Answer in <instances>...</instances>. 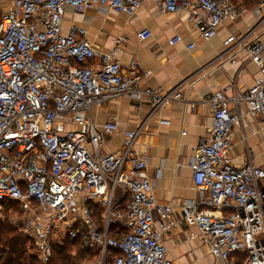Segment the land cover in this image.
<instances>
[{
	"label": "built area",
	"instance_id": "built-area-1",
	"mask_svg": "<svg viewBox=\"0 0 264 264\" xmlns=\"http://www.w3.org/2000/svg\"><path fill=\"white\" fill-rule=\"evenodd\" d=\"M152 1L159 15L185 12L205 41L248 12L247 0ZM252 1L258 23L224 44L242 50L257 76L243 94L221 89L201 101L212 113L210 137L193 148L197 199L185 201L180 216L157 201L147 158L136 148L141 125L125 132L118 150L102 154L103 137L117 124L98 126L91 109L128 96L146 98L154 113L172 101L186 103L182 89L193 82L165 93L141 89L148 72L137 59L122 65L116 50L99 51L83 27L64 23L67 8L131 16L144 0H13L0 13V220L5 211L13 214L10 223L32 256L47 264L53 245L73 239L93 260L76 259L74 250L72 264H178L164 242L184 224L197 230L211 264H264V165L250 149L238 165L230 153L246 114L258 118L252 133L264 137V0ZM136 36L144 40L151 31ZM180 41L178 34L168 39ZM110 249L118 253L109 257Z\"/></svg>",
	"mask_w": 264,
	"mask_h": 264
},
{
	"label": "crops",
	"instance_id": "crops-1",
	"mask_svg": "<svg viewBox=\"0 0 264 264\" xmlns=\"http://www.w3.org/2000/svg\"><path fill=\"white\" fill-rule=\"evenodd\" d=\"M12 1L0 0V13ZM243 4L248 9L245 16L224 21L216 36L208 41L199 38L185 12L159 15L152 0H144L131 16L98 7L81 13H74L70 8L65 10V25L83 27L87 39L99 51L116 50L114 56L122 65L130 58L139 61L141 70L148 72L139 79V88L165 93L183 81L193 82L188 89L183 86L186 103L172 101L154 113L146 98L137 100L128 96L108 100L91 109L92 119L98 126L107 121L117 124L115 133L104 135L102 154L118 150L125 132L141 125L136 148L147 158L157 201L171 204L176 216H180L185 201L197 199L192 183L193 148L209 139L212 117L209 107L201 101L221 89L226 96L243 94L257 76L255 66L245 60L242 50L228 49L224 44L228 35H240L246 27L258 23L253 1ZM143 28H148L151 36L141 40L136 34ZM174 34L180 35L181 41L170 44L168 39ZM192 42L194 46L187 48ZM229 58L235 61L231 63ZM189 103L194 105L191 107ZM243 121L242 127L234 129L231 157L238 165L245 159L246 149H250L257 164L264 165V152L257 150V145L264 146V137L251 130L258 127V118L246 114ZM164 244L167 257L178 264L212 263V256L194 227L180 225L168 233Z\"/></svg>",
	"mask_w": 264,
	"mask_h": 264
},
{
	"label": "trees",
	"instance_id": "trees-1",
	"mask_svg": "<svg viewBox=\"0 0 264 264\" xmlns=\"http://www.w3.org/2000/svg\"><path fill=\"white\" fill-rule=\"evenodd\" d=\"M248 1H245V4ZM8 204L9 202L5 205ZM28 245V240L16 227L8 220H0V264H42L27 253ZM74 250L77 251L76 257H84L85 252L80 250L78 240L65 239L61 244L53 245V254L47 264H72L75 259L72 256ZM117 253L118 250L110 249L109 257Z\"/></svg>",
	"mask_w": 264,
	"mask_h": 264
},
{
	"label": "rangeland",
	"instance_id": "rangeland-1",
	"mask_svg": "<svg viewBox=\"0 0 264 264\" xmlns=\"http://www.w3.org/2000/svg\"><path fill=\"white\" fill-rule=\"evenodd\" d=\"M257 150H258V152L259 151H261V152H264V146H261V145H257ZM243 156H244V151H243ZM257 161H258V159H257ZM118 192V191H117ZM3 215H4V217H3V219L2 220H8V222H10V221H12V217H13V214H9L7 211H5L4 213H3ZM31 249L30 248H28V254H30L31 255ZM32 256V255H31ZM86 257L84 256V257H82L81 258V261L82 262H85V261H88V262H92V258H90L89 256H88V258H86ZM76 259H78V257L76 258ZM84 259H85V261H84ZM177 263V262H176Z\"/></svg>",
	"mask_w": 264,
	"mask_h": 264
}]
</instances>
